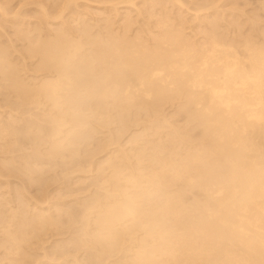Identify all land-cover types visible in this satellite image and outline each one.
<instances>
[{
	"label": "rangeland",
	"instance_id": "374dc122",
	"mask_svg": "<svg viewBox=\"0 0 264 264\" xmlns=\"http://www.w3.org/2000/svg\"><path fill=\"white\" fill-rule=\"evenodd\" d=\"M0 3V7H2L0 10V44L2 46H0L7 48L9 56L17 62L20 69L24 67L21 74L22 76L25 75L24 78L29 82L31 80V82H38L43 78L42 76L45 77L50 73L48 69L42 68L41 61H39L41 57L33 52L39 36L40 40L45 41L48 38L53 39L66 33L65 36L71 38L75 43L74 45L79 44L82 46L80 55L83 56L97 52L101 54L115 45L112 48L127 49L132 54L142 53L143 51L147 54L150 52L149 54L160 55L156 52L160 53L162 51L166 56L163 60L166 61L168 59L167 55L172 54H167L168 52L199 51L213 37L226 44L240 45L248 39V41L257 45L264 44V0H71V2L70 0H0ZM34 29L37 31H34ZM171 32L172 34H170ZM54 34H58V36ZM163 39L166 42L165 40L162 41ZM106 41L109 43H106ZM172 41L173 43H171ZM29 44H32L31 47ZM31 49L33 50L30 51ZM98 67L96 66L97 72L100 70V67ZM87 76L86 73L81 74L79 77L82 80L78 78L77 80L79 82L93 80L92 77ZM1 78L2 75L0 74V264H10L11 262H13L11 264L15 262V264H136L134 255L144 243L145 245L148 244V247H152H149V249L155 253L153 256L156 259H153V262L156 263L153 264L252 263L249 262L252 259L248 258L251 256L237 248L238 246H236L237 249L234 246L227 247L228 251L231 250L232 252L225 254V251L220 250L221 247L219 248V245H222L220 239L219 245H217L218 240L214 238L213 242L217 241L212 246H208L209 244H205L208 242L203 241V239L207 240L205 233L202 234L204 232L202 230L206 229L204 222L216 218L207 215L210 212L215 213L216 216L220 211L216 205L217 196L221 195L214 190L216 189L214 177L222 171L220 168H223L225 158L222 151H220L223 143L216 137L217 134L213 135L211 133L212 129L209 130L205 125H202L204 121L200 116V112L190 110L187 104L190 97L186 93V89H175L176 91L170 92L171 94L159 102L154 100H149V102L145 98L143 99L142 96H134V101L129 103L131 106L121 96H116L118 98L109 97L105 101L93 95L89 96L84 91L83 94L87 98L88 106L82 111L84 119L81 126L70 121L69 127L66 125L62 127L63 132L59 139L64 136V141L57 140V144H55L52 135L56 125L51 122L49 117L50 115H56V110L52 111L51 109L49 111L50 107L45 100H41L40 103H43L39 105L34 99H17L16 93ZM6 96H8L7 101ZM114 98L116 99L115 102H113ZM118 102H122V104ZM91 114L94 115V118L96 117L95 120L90 116ZM97 119L99 121L96 123ZM10 120L11 122H9ZM87 123L89 125H86ZM48 125L52 126L48 127ZM67 128H71L73 132L71 129H69L71 132H66ZM24 131L27 133L26 136ZM18 133L20 134L18 135ZM24 137L26 138L24 139ZM67 141L71 143H67ZM115 168L123 174L122 176L130 177L121 176L120 182L123 185L126 184L124 180L132 181L123 186L125 188L122 190L129 188V192L132 191L131 195H139L143 199L144 204L142 203L141 208L145 207V213L149 211L151 216L153 214L159 217L160 210L168 204L171 210L178 211L179 215L177 217L179 219L175 224L172 218L173 215L169 214L173 211H168L169 208L164 211L166 214V211H168L169 214L166 215V218L169 217L167 225L173 224L172 228H174L169 231L173 233L167 234L168 236L164 235V241L159 239L156 242L150 239L149 236L146 238L145 230H139L140 228L137 227L127 228L131 230H127L128 233L123 231V234L120 235L121 238L118 243L120 245L126 244V246L118 244L115 246H101L94 241L100 230L96 231L98 230L97 225L93 224L92 221L95 220L98 211H103L116 199L112 196L115 193L112 189L114 185L112 179L115 178L113 170ZM141 171L142 173H140ZM148 177L150 178L149 182L147 181ZM134 179L139 181L134 183ZM109 180L111 181L109 182ZM154 184L156 186H153ZM111 192L113 193L111 194ZM140 192L141 194H139ZM125 196L126 194L122 195L121 198L117 197V199H124ZM169 196L171 197L169 198ZM215 198L217 200L213 201ZM90 200L95 201L92 203ZM88 206L89 208H87ZM87 210L92 211L86 212ZM39 216L50 222L33 223V220H39ZM193 218L197 220H193ZM87 219H89L88 222ZM205 219L206 221H204ZM126 223V225L124 223L117 225V229L121 227L120 229L126 230L125 227L130 225L129 222ZM200 223L203 224L201 227L198 225ZM43 225L45 226L43 227ZM3 229L5 230L3 231ZM10 231L16 239L20 232L26 231V234L29 235L25 238L26 234L24 232L25 235L21 234L23 237L19 236V242H22L19 244L21 246L19 252L17 241L16 243L13 242V237L8 236ZM29 233L33 234L30 235ZM34 233L37 235H34ZM40 235L41 237L37 238ZM32 238L34 240L31 241ZM145 238L149 240L146 241ZM125 240L127 241L125 242ZM121 248L122 250H119ZM213 249L215 250L210 252ZM216 249H218L217 252H215ZM156 251H159V253ZM163 251L165 253H162ZM203 254H205V257ZM233 255L234 257H232ZM216 256L218 259H216ZM229 258L231 260H228ZM241 258L243 259L241 260Z\"/></svg>",
	"mask_w": 264,
	"mask_h": 264
},
{
	"label": "bare ground",
	"instance_id": "6f19581e",
	"mask_svg": "<svg viewBox=\"0 0 264 264\" xmlns=\"http://www.w3.org/2000/svg\"><path fill=\"white\" fill-rule=\"evenodd\" d=\"M70 2H71V0H70ZM4 6H5V4H4ZM1 9H2V7H0V10ZM42 9H43V7H42ZM42 11H44V10H42ZM45 13H46V11H45ZM45 13H44V15H45ZM15 15H18V14H15ZM21 28H22V26H21ZM39 30L41 31V29H39ZM62 30H64V29H62ZM34 31H37V30L34 29ZM40 31H38V32H40ZM18 32H20V31H18ZM22 33H24V32L22 31ZM167 33H168V31H167ZM59 34H61V33H59ZM65 34H62L60 36H58V34H54V35H57L58 37H54L53 39L48 38L45 41L43 39L40 40L39 39L40 36H39L38 40L36 42V45L34 46L35 47L34 50L33 49L30 50V51L33 50V52H35V54H38L41 57V59H39V61H41L42 68L48 69L50 71V73L47 76L46 75H45V77L42 76L43 78L40 79L38 82H31L32 80L30 81L31 83L28 80H27L28 81L27 82L26 79L24 78L25 75L22 76V74H21V70L24 67L22 69H20L17 62H15L14 59H12L9 56L7 48L1 47L2 45L0 44L1 45L0 46V74L2 75L1 79H4L6 81L5 83H8V86L12 89V91H14V93H16L17 99H20V100L21 99L22 100L23 99H26V100L34 99V101L36 100V102H38L39 105L43 103V102L40 103L41 100H45L48 103V106L50 107L49 108L47 106L49 108V111H51V109H52V111L56 110V112H57L56 115L52 114L53 116L50 115V117H49V118H51V122H53L56 125L55 131L52 135L53 136L52 139H54L55 144H57L56 143L57 140H60V142H62L64 136L62 137V139H59V137L61 138V136H62L61 135L63 132L62 127L65 125L68 126L70 121L73 122V124H80V126H81L82 120L84 119L82 117V113H83L82 111L86 106H88V102H86L87 98H85V96H84L85 94H83L84 91H86L87 95H89V96L93 95V96L98 97V98L105 100V101L108 100L109 97H113V96L114 97H116V96L120 97L121 96V98L125 101L127 100L128 105H130L129 103L134 101L133 100L134 96H136V97L142 96L143 99L145 98V100H148V101L154 100V101L159 102V101H162L166 96L171 94L170 92L174 91L175 89L176 90H179L181 88L186 89V93L190 97L189 101L187 102L190 110L198 111V113L200 112V116L202 117V119L204 121V123L202 122V125L203 126L205 125V127L209 130L212 129L211 133H213V135L217 134L216 137H218L219 141L223 143V144H221L219 142L222 145L220 151H222V153L224 154V158H225V164L222 165L223 168H220V169H222V171H220V173L216 177H214V182L216 185V189H214V190H216L221 195V196H217L218 201H217V205H216L219 207L220 211L216 214V216L214 215L215 213L209 212V215H207V216H210V217L212 216L211 218L216 217L212 221L210 219L208 221H206V219L204 220V221H206V222H204V224L206 225V229L202 230V232L204 231L202 234L205 233L204 235L207 238V240L203 239V241H207L208 243H205V244H209L208 246H212V244L216 243L217 240H218L217 245H219L218 242L220 239V241H221L220 244H222V245H219V248L221 247L220 250L225 251L224 252L225 254L227 252H229L227 247H231V246L233 247L234 246L236 248V246H238L237 248H239L241 251H244L251 256V257H248V258L252 259L250 261L248 260L249 262H252L251 264H264V44L263 45H257L255 43L248 41L249 39L240 45L229 44V43L226 44V43H223V42H220L219 40H217L216 37H213V39L208 44H206V45L202 44L203 47L201 46L202 48L199 51L191 50V51L185 52V53L168 52L167 54H169V53H172V54L167 55L168 59L166 61V60H163L164 57H166V56H165V54L162 53V51H160V53L156 52V54H160V55L149 54L150 52H148V51H147L148 54L146 52H143V51H142V53H136V54L133 53L132 54V52L127 51V49L121 50L119 47L112 48L115 45L111 46V48L108 51H106V52L103 51V53H101V54H100V52H99V54L97 52V53H91L88 56L87 55L83 56V55H80V50H81L82 46L79 44L74 45L75 43L73 42V40L71 38L66 37ZM170 34H172V32ZM181 35H183V34H181ZM168 37H170V36H168ZM167 39H169V38H167ZM172 39H174V38H172ZM164 40L165 39H163L162 41H164ZM183 40H184V38H183ZM175 41H177V40H175ZM178 41H180V40H178ZM21 42L23 43V40ZM32 42H34V41H32ZM165 42H166V40H165ZM106 43H109V42L106 41ZM124 43H126V42H124ZM171 43H173V41ZM174 44L176 45V42ZM31 45L32 44H29L30 47H31ZM171 45H173V44H171ZM121 46L123 47V45H121ZM186 46H187V44H186ZM123 48H125V47H123ZM177 50L179 51V49H177ZM184 50H185V48H184ZM33 52H31V53H33ZM163 52L166 53L165 51H163ZM96 66L100 67L99 72L96 71ZM39 67H40V65H39ZM31 71H33V70H31ZM31 71H29V72H31ZM40 72H42V71H40ZM43 72H44V70H43ZM84 73H86V74H88V76L92 77L93 80L86 81L85 79H83L85 81L79 82L77 80V78L79 80H82V79H80L79 76H81V74H84ZM76 76H78V77H76ZM35 79H33V80H35ZM2 83H3V81H2ZM2 86H3V84H2ZM73 91H74V93H73ZM173 93H176V92H173ZM7 97L8 96L5 97L6 101H7ZM95 97H92V98H95ZM118 97H116V98H118ZM182 97H184V96H182ZM110 99H112V98H110ZM115 100L116 99L114 98L113 102H115ZM17 101H16V103H17ZM136 102H138V101H136ZM21 104L23 105V103H21ZM28 104H29V102H28ZM119 104H122V102ZM106 105H108V104H106ZM143 106H145V105H143ZM24 107H22V108H24ZM19 108H20V106H19ZM122 108H123V106H122ZM89 112H91V111H89ZM38 114H40V113H38ZM90 116H92V118L95 120L96 117L94 118V115L91 114ZM23 117H25V116H23ZM98 119H97L96 123L99 121ZM105 119H107V118H105ZM87 120H88V118H87ZM194 120H196V119H194ZM9 122H11V120ZM39 124H41V123H39ZM86 125H89V123H87ZM51 126L48 125V127H51ZM36 127H38V126L36 125ZM70 127L73 128L72 126H70ZM71 128H67L68 130L66 132H71L72 131ZM69 129H71V131ZM37 130H40V129H37ZM4 131H5V129H4ZM25 131H24V133L27 132V131L26 132ZM48 132H50V131L48 130ZM2 133H3V131H2ZM32 133H35V132H32ZM40 133H42V132H40ZM19 134L20 133H18V135ZM24 135L26 136L27 133ZM79 136H81V135L79 134ZM66 137H68V136L66 135ZM25 138L26 137H24V139ZM37 138H39V136H37ZM74 139H77V138H74ZM19 141H20V139H19ZM69 142L67 141V143H69ZM21 143H22V140H21ZM80 143H82V142H80ZM51 147L53 148V146H51ZM70 148H72V147H70ZM219 148H220V146H219ZM58 149H59V147H58ZM38 155H40V154H38ZM41 156H43V155H41ZM53 156H55V155H53ZM125 157H127V156H125ZM35 158H37V157H35ZM68 159H70V158H68ZM116 160H118V159H116ZM198 160H199V158H198ZM211 163H213V162H211ZM119 164H120V162H119ZM37 165H39V164H37ZM108 166H110V165H108ZM115 166H118V165H115ZM178 167H179V165H178ZM182 168H184V167H182ZM194 169H196V168H194ZM116 170H117L116 168L113 170L115 172V174H113V175H115L114 176L115 178L113 177L114 179H112V180H114V185H113L114 188L112 187V189L114 190L115 193H118V194H115V193L112 194L113 192H111L112 196L116 199L115 200L113 199L114 201L112 203H110V205H108L106 207V209H104L103 211H98L95 220L93 219L94 220V221H92L93 224L97 225L98 230H96V231L100 230L99 232H101V234H99V232H98V235L95 237V240L94 239L93 240L98 245H101V246L102 245L103 246H105V245L115 246L117 244L120 245L118 243V241L121 238L120 235L123 234L122 232L126 231L128 233L127 230H131V229H127V228L137 227V228H140L139 230H141V229L145 230L144 233H145L146 238H148L147 236H149V237H151L150 239H153L154 241L159 240V239H161V240L163 239V241H164L165 240L164 235L173 233V232H169V231H172L174 229V228H172L173 224H171L169 226L167 225L169 217L166 218V215L168 214V211H173V210H171V207H169V204L167 203L168 206L165 205L166 206L165 208L162 207L163 209L160 210L161 214L159 213V217H156V215H153V214L151 216L149 211H147L148 213H145V211H146V209H144L145 207L143 209L141 208V206H143V204H144L143 199H141L140 196L137 194L131 195L130 193L132 191L129 192V188H127L126 190H122L125 188L123 186H125L127 183H131L132 181L128 182V181L124 180V182H126V184L123 185V183L120 182L121 176L123 174L119 170H117V172H116ZM190 170L192 171V169H190ZM127 172H129V171L127 170ZM127 172H125V173H127ZM140 173H142V171ZM204 174H207V173H204ZM173 176H175V175H173ZM122 177L127 178L129 176H122ZM179 178H180V176H179ZM109 179H111V178H109ZM149 179L150 178L148 177V180L147 179L146 180L149 182ZM142 180H144V179H142ZM110 181L111 180H109V182ZM138 181L135 180L134 183H136ZM188 181H189V179H188ZM210 183H212V182H210ZM148 184H150V183H148ZM212 184H214V183H212ZM153 186H156V185L154 184ZM107 188H109V187H107ZM139 188H141V187H139ZM161 188H164V187H161ZM109 192H106V193H109ZM217 192H216V194H217ZM125 194H126V196L123 197L124 199H120L122 197V195H125ZM139 194H141V192ZM147 195H149V194H147ZM205 195H206V193H205ZM163 196H165V195H163ZM166 196H168V195H166ZM117 197H120V198L117 199ZM150 197H152V196L150 195ZM170 197L171 196H169V198ZM157 198H158V196H157ZM160 198H162V197H160ZM217 198H215V200H213V201H216ZM110 199H111V197H110ZM144 199H146V198H144ZM148 199H146V200H148ZM99 200H101V199H99ZM106 200H108V199H106ZM94 201H91V202L93 203ZM108 201H110V200H108ZM159 201H160V199H159ZM209 201H211V200H209ZM96 205H99V204H96ZM104 206H106V205H104ZM101 207H103V206H101ZM101 207H100V209H101ZM87 208H89V206ZM153 208H156V207H153ZM173 208H175V207H173ZM178 208H180V207H178ZM11 209H13V208H11ZM165 209H168V211H166L167 214L164 213ZM208 209H209V207H208ZM88 210L86 212H91L93 209L91 211H88ZM24 212H25V210H24ZM41 212H43V211H41ZM15 213H16V211H15ZM43 214H45V213H43ZM169 214L173 215V217L172 216L171 217L173 218L174 224L177 223L178 219H179L177 217L179 215L178 211H173ZM85 215H87V214H85ZM47 216H49V215H47ZM91 216H92V214H91ZM39 217H40L39 220H37V221L33 220V223L35 222V223L43 224L44 223L43 221L50 222V221L45 220L41 216H39ZM44 217H46V216H44ZM73 217H74V215H73ZM86 217H89V216H86ZM2 219L4 220V218H2ZM195 219L193 218V220H195ZM0 220H1V218H0ZM71 220H72V218L70 219V221ZM81 221H83V220H81ZM88 221H89V219H87V222ZM192 221H190V222H192ZM56 222H58V221H56ZM126 222H129L128 224H130V225H127L125 227L126 230L120 229L121 227H119V226H118L119 228L117 229V225H121V223H124V225H126L127 224ZM3 223H4V221H3ZM33 223H31V224L33 225ZM85 224H86V222H85ZM190 224H192V223H190ZM190 224H188V225H190ZM200 224H198V225L201 227L203 224H201V225ZM35 225H37V224H35ZM124 225H122V226H124ZM7 226H8V224H7ZM44 226L45 225H43V227ZM47 226H49V224H47ZM22 227H23V225H22ZM26 227H28V226L26 225ZM23 228H25V227H23ZM87 228H89V227L87 226ZM119 229L122 231L120 232ZM4 230L5 229H3V231ZM6 231H7V228H6ZM18 231H19V229H18ZM41 231H44V230H41ZM24 232L26 234V231H24ZM24 232L23 233L18 232V233L21 235V234H24ZM37 232H39V231H37ZM138 232H140V231H138ZM10 233H11V235H10ZM10 233L8 232L9 235L8 234L7 235L10 238L13 237V239H12L13 242L15 241V243H16V241H17L16 244L19 247V248L17 247L18 252H19V250L21 249V246H19V244L22 243L21 241H20L21 243L19 242V240H20L19 236L20 235L18 236V234H17L18 237L16 239V237H14V234L11 231H10ZM29 234L32 235L33 233H29ZM95 234H97V233H95ZM174 234H176V233H174ZM177 234L180 235L179 233H177ZM27 235L28 234H26L24 237L26 238ZM34 235H37V234L34 233ZM85 235H86V233H85ZM171 236H173V235H171ZM28 237H29V235H28ZM40 237H41V235L37 238H40ZM142 237H144V236H142ZM146 238H145L146 241L149 240ZM214 238L217 239L215 242H213ZM32 240H34V239L32 238L31 241ZM121 241H122V239H121ZM126 241L127 240H125V242ZM142 241H144V240H142ZM129 242H130V239H129ZM28 243H26V244H28ZM136 243L138 244V242H136ZM140 243H141V241H140ZM13 244H12V246H13ZM29 244L31 245V243H29ZM146 244H147V242H146ZM194 244H196V243H194ZM92 245H94V244H92ZM147 245H145V243H144L143 245L140 246V249H138V251H136V253L134 255V261L136 264H153V263H156L155 261L153 262V259H156L153 256V255H155V253H153L154 251L149 249L150 246L148 247ZM120 246H126V244L120 245ZM202 246H204V245H202ZM202 246H200V247L202 248ZM216 246H215V248H217ZM15 247H16V245H15ZM194 247H196V246H194ZM100 248H103V247H100ZM111 248H113V247H111ZM150 248H152V247H150ZM190 248H192V247H190ZM203 248H205V247H203ZM193 249H191V250H193ZM22 250H23V248H22ZM119 250H122V248ZM155 250H156V247H155ZM161 250H162V248H161ZM188 250H190V249L188 248ZM214 250L215 249L211 250L210 252H212ZM217 250L218 249H216L215 252H217ZM156 252L159 253V251H156ZM230 252H232V251L230 250ZM128 253H131V252H128ZM162 253H165V252L163 251ZM169 254H171V253H169ZM208 254H210V253H208ZM237 254H238V252H237ZM247 254H246V256H247ZM27 255H25V256H27ZM203 255L205 257V254H203ZM19 256H21V255L19 254ZM97 256H99V255H97ZM164 256H165V254H164ZM170 256H172V255H170ZM224 256H226V255H224ZM235 256H237V255H235ZM16 257H17V255H16ZM232 257H234V255ZM252 257H254V258H252ZM216 259H218V257ZM242 259L243 258H241V260ZM97 260L98 259L96 258V261ZM228 260H231V259L229 258ZM237 261H239V260H237ZM19 262H20V260H19ZM11 263H13V262H11ZM76 264H78V263H76Z\"/></svg>",
	"mask_w": 264,
	"mask_h": 264
}]
</instances>
